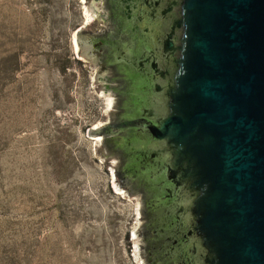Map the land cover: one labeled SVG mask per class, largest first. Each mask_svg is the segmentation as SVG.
Masks as SVG:
<instances>
[{"label": "water", "instance_id": "obj_1", "mask_svg": "<svg viewBox=\"0 0 264 264\" xmlns=\"http://www.w3.org/2000/svg\"><path fill=\"white\" fill-rule=\"evenodd\" d=\"M93 3L96 21L79 35L85 44L109 27L103 2ZM145 7L149 45L136 59L126 51L116 59L131 61L135 78L147 72V80L136 78L135 112L123 129L133 128L145 147L134 170L155 192L165 246L185 264H264V0H147ZM82 57L98 72V94L116 99L109 126L117 124L115 73L94 54ZM106 130L88 137L103 138L97 156L116 192L139 201L137 251L150 264V196Z\"/></svg>", "mask_w": 264, "mask_h": 264}, {"label": "rangeland", "instance_id": "obj_2", "mask_svg": "<svg viewBox=\"0 0 264 264\" xmlns=\"http://www.w3.org/2000/svg\"><path fill=\"white\" fill-rule=\"evenodd\" d=\"M93 1L0 0V264H141L139 201L88 137L116 105L75 50Z\"/></svg>", "mask_w": 264, "mask_h": 264}, {"label": "flooded vegetation", "instance_id": "obj_3", "mask_svg": "<svg viewBox=\"0 0 264 264\" xmlns=\"http://www.w3.org/2000/svg\"><path fill=\"white\" fill-rule=\"evenodd\" d=\"M99 1L103 2L104 5V12L100 16L103 21L107 22L108 29L99 33V36L90 38L86 44L83 43L82 36H78V40L81 45V55L86 58H91L93 54L98 56L102 69H112L115 73L113 81L120 83V88L113 89L116 96H119V107L122 111L120 122L107 126V130L101 134L112 135L111 143L114 144L117 150L122 152L129 176L134 181L142 182L150 196L146 204L149 218L148 228L152 235V238L148 241L149 263L185 264L184 261L180 262V258H184L183 254H175L171 251V248L169 251V248L165 246L167 224L163 216L160 215V210L155 209V205H153L155 192L150 188V182L146 174H137L134 170L137 164H144V159L140 160L138 155L145 156V147L138 144L137 134L133 128L123 129V124L129 122L135 112L136 96L139 89L136 78L147 80V72L144 69L138 73L134 71L135 78L129 69L131 61L119 62L116 55L126 51L133 55V59H136L135 57L140 50L149 45L151 32L149 23L146 22L145 5L147 0H96V2Z\"/></svg>", "mask_w": 264, "mask_h": 264}, {"label": "bare ground", "instance_id": "obj_4", "mask_svg": "<svg viewBox=\"0 0 264 264\" xmlns=\"http://www.w3.org/2000/svg\"><path fill=\"white\" fill-rule=\"evenodd\" d=\"M83 1H85V0H83ZM87 17H88V24L89 23H91V17L89 16V14L87 13ZM77 37L75 38V41H74V44H75V50H76V52H80V49H79V45H78V43H77Z\"/></svg>", "mask_w": 264, "mask_h": 264}]
</instances>
